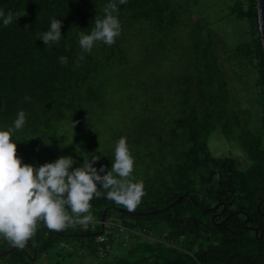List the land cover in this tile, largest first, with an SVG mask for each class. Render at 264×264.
<instances>
[{"label":"trees","instance_id":"obj_1","mask_svg":"<svg viewBox=\"0 0 264 264\" xmlns=\"http://www.w3.org/2000/svg\"><path fill=\"white\" fill-rule=\"evenodd\" d=\"M107 2L0 0L5 11L20 14L12 24L0 25V124H11L20 109L28 114L17 140V154L26 163L71 155L79 166L92 153L101 157L97 168L110 169L114 144L126 136L135 157L133 177L145 186V196L131 211L159 210L186 194L204 207L221 205L203 210L184 198L156 214L110 209L105 224L116 226L105 225L99 241L87 234L101 230L103 211L127 209L102 195L91 201L94 218L88 224L55 231L39 221L23 246L29 257L16 249L0 256V264H37L43 256L60 257L53 264H63L73 256L64 244L90 249L95 264H264V235L256 237L248 227L264 229L258 210L264 198V48L257 0L229 6V16L246 21L250 31L251 41L234 50L206 15L196 14L197 0H127L119 5L122 32L116 43L97 42L91 53H82L77 34L91 31ZM51 16L62 19L65 37L47 46L38 36ZM241 52L255 74L257 130L251 127L252 109L236 100L225 65ZM60 56L68 58L66 64ZM115 109L119 120L106 139H95L92 127ZM217 129L235 137L242 161L213 156L208 139ZM121 229L134 243L111 258L115 231ZM15 246L0 235V254ZM99 247L105 254L98 255Z\"/></svg>","mask_w":264,"mask_h":264},{"label":"clouds","instance_id":"obj_2","mask_svg":"<svg viewBox=\"0 0 264 264\" xmlns=\"http://www.w3.org/2000/svg\"><path fill=\"white\" fill-rule=\"evenodd\" d=\"M126 2L108 0L103 17H95L91 31L77 34L82 53H91L97 42L108 46L116 43L122 32L119 5ZM19 17L18 12L0 7V25L8 26ZM62 27V19L49 17V26L38 40L47 46L59 45L65 37ZM59 60L66 64L68 58L60 56ZM27 124L28 114L23 109L17 111L11 124H0V235L11 243L23 247L36 233L38 221L55 231L92 221L91 201L102 195L129 210L141 203L145 186L133 177L135 157L126 136L114 144L110 169L104 164L97 168L101 157L92 153L79 166H74L77 161L71 155L43 164L26 163L17 154V140Z\"/></svg>","mask_w":264,"mask_h":264},{"label":"rangeland","instance_id":"obj_3","mask_svg":"<svg viewBox=\"0 0 264 264\" xmlns=\"http://www.w3.org/2000/svg\"><path fill=\"white\" fill-rule=\"evenodd\" d=\"M235 1L237 0H197V4L195 5L197 6V8L194 9L196 14L206 15L211 20V22H213L215 29L218 30V32L223 37H225L227 48H231L232 50H234L237 43L251 41L247 22L239 21L236 18L229 16V6L232 5ZM222 55L224 57V54ZM237 61H240V64H237ZM225 65L228 76L230 78L231 86L233 87V92L235 93L236 100L239 101L241 106L249 107L252 109L253 121L251 127L254 130L259 129L260 121L258 117L260 114L258 105L255 101V90L253 89V83L255 82V74L253 72V69L248 66L247 58L245 57L243 52H241L238 56H235V58L231 59L228 62L226 60ZM116 111L118 110L115 109L111 112L108 118H105L97 126L92 127V135L95 139L100 140L107 138L111 126H114V123L119 120L117 118L119 114ZM208 145L211 153L215 157L231 156L241 161L243 159V151L235 137L225 136L219 129L212 132L208 139ZM88 223L89 222L81 224L85 225ZM113 225L116 226V224ZM115 232L116 234L114 237V242L113 245H111L110 252L108 254V256L111 258H114L120 253L127 251L133 245L135 240L128 231L126 232L121 229ZM68 241L69 240H65V242ZM71 241H73L74 244H79V242H77L75 239H72ZM99 241L102 240L99 239ZM107 241L110 240L108 239ZM77 246L78 245H76V248L74 249L72 244H64L63 249L68 252L73 251V256L65 260L63 264H95L97 262V256L90 254V251H88L90 249H80V247ZM99 249V256L105 254V251L102 247H99ZM58 259H60V257L53 259L43 256L39 258L37 264H53Z\"/></svg>","mask_w":264,"mask_h":264},{"label":"water","instance_id":"obj_4","mask_svg":"<svg viewBox=\"0 0 264 264\" xmlns=\"http://www.w3.org/2000/svg\"><path fill=\"white\" fill-rule=\"evenodd\" d=\"M257 4H258V24H259V31H260V36H261V39H262V44H263V48H264V0H257ZM184 198H189L193 201V203L203 209V210H215L216 208H218L221 204L220 203H217L215 206L211 207V208H208V207H204L203 205H201L200 203H198L195 198H193L191 195H181L180 197L177 198L176 201H174L171 205L165 207V208H162V209H159V210H154V211H148V212H135V211H131V210H128V209H124V208H121V207H116V206H111V207H108L106 208L104 211H103V215H102V218H101V230L99 232H94V233H91V234H87V235H92V236H100L103 234L104 232V227H105V222H106V213L107 211H109L110 209H114V210H117V211H120V212H124V213H129V214H138V215H146V214H156V213H159V212H162V211H165V210H168L169 208L175 206L178 202H180L182 199ZM264 201V198L259 202L258 204V210L260 211V213L264 214L263 211L260 210L261 208V205ZM225 210V206L223 207V211L220 212V214H222ZM229 217V216H228ZM213 219H215V217H213ZM248 221H249V217L247 216L246 220H245V224L248 225ZM39 222V221H38ZM38 224V223H37ZM251 230H254L255 231V236L256 237H259L261 238L263 235H264V229H262L261 231H259L256 227L254 226H248ZM63 236L67 235V234H62ZM71 235L72 237L76 236L77 234H69ZM81 235H84V234H81ZM28 247L33 251V256L31 257V261L35 260L37 258V253L35 252L34 250V247H32L30 244L28 245ZM16 249H20L22 250L23 252L26 253V255L29 257V253L27 251L26 248L24 247H20V246H15V247H12L11 249H9L8 251L4 252V253H1L0 256H4L6 254H9L10 252L16 250Z\"/></svg>","mask_w":264,"mask_h":264},{"label":"built area","instance_id":"obj_5","mask_svg":"<svg viewBox=\"0 0 264 264\" xmlns=\"http://www.w3.org/2000/svg\"><path fill=\"white\" fill-rule=\"evenodd\" d=\"M110 224H105L106 227H113V223L109 222ZM99 238L103 241L104 240V237H102V235L99 236Z\"/></svg>","mask_w":264,"mask_h":264}]
</instances>
